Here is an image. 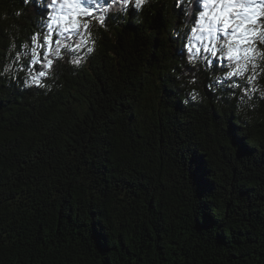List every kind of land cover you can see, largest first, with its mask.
Masks as SVG:
<instances>
[{"label":"trees","instance_id":"1","mask_svg":"<svg viewBox=\"0 0 264 264\" xmlns=\"http://www.w3.org/2000/svg\"><path fill=\"white\" fill-rule=\"evenodd\" d=\"M186 2L116 3L46 68L47 13L0 0V264H264V61L245 95Z\"/></svg>","mask_w":264,"mask_h":264},{"label":"snow or ice","instance_id":"2","mask_svg":"<svg viewBox=\"0 0 264 264\" xmlns=\"http://www.w3.org/2000/svg\"><path fill=\"white\" fill-rule=\"evenodd\" d=\"M35 2L48 15L46 24L48 32L31 36L30 42L35 47L31 48L30 62L39 63V57L43 55L46 60V68L53 66V60L47 58L49 55L62 58V51L78 53L90 42L94 43V41H90V20L88 19L94 15V11L101 12L98 22L104 24L106 17L103 13L109 12L112 5L119 3L127 9L130 4V0H35ZM86 3H90L92 8L84 6ZM256 3H259V0H203L205 9L201 12L203 27L201 32L195 36L198 41L207 40L209 42L204 45V51L209 52L212 56H216L219 51L226 55L229 61L235 62L236 67L232 71H228L226 76L229 79L235 77L246 79L245 95H248L249 91H258L255 86L249 90L247 85H252L256 80L259 68L256 61L264 56V50L259 47V45H264V26L257 27L260 24V18L264 16L256 14ZM210 5L213 9L211 13H209ZM136 6L134 2V7ZM236 9H240V11L236 12ZM234 12H236L235 16ZM42 14L44 13L42 12ZM54 28L59 37L55 40H53ZM82 29L83 34H81ZM230 29L231 31H229ZM220 33L227 37L226 51L224 46L215 42L216 37L222 40ZM73 35L80 36V39L75 43L72 42ZM17 47V45L14 46V48ZM39 48L45 49V52H38ZM188 50L191 52L192 47H189ZM93 51V47H87V53ZM199 51L200 48L196 47V52L199 53ZM190 57L195 60L193 56ZM16 58H20L19 54ZM76 58L75 63H80L83 59L79 56ZM241 61H243V66H241ZM5 70L7 71V69ZM249 71L252 75L245 77ZM47 74L46 71H39L38 75L31 77V80L34 84H40L39 77H44ZM232 87L239 88L240 85L233 84Z\"/></svg>","mask_w":264,"mask_h":264},{"label":"clouds","instance_id":"3","mask_svg":"<svg viewBox=\"0 0 264 264\" xmlns=\"http://www.w3.org/2000/svg\"><path fill=\"white\" fill-rule=\"evenodd\" d=\"M134 2L137 5L135 8L139 12V10H142L145 5H148L150 3H154L155 0H134ZM195 3H196V0H187V2H186V7H185V11H184V29H191L193 32L200 33L201 29L203 27L202 21H201V12H203V11L199 12V14H198L199 18L198 19H194V14L196 13V8L193 5ZM255 10H256V14H258L259 16H264V0H259V3H256ZM238 11H240V9H236V12H238ZM236 12L233 13L234 16L236 15ZM16 14H17V16L20 15L19 12H17ZM140 19H141V17L139 15H137L136 22H140ZM193 24L196 25L195 28L192 27ZM100 26L103 27V24H100ZM261 26H264V21H261L260 24L257 25L258 28L261 27ZM215 42L217 44H219V45L224 46V50L226 51L227 38L221 40L219 37H216ZM14 46H15V44L12 45V48H14ZM24 47L27 48V44L26 43L24 44ZM76 59H77L76 57H73L72 60H71V63L74 64V65L79 66L81 64V62L80 63H75ZM260 60L264 61V56H262L260 58ZM188 62L192 63V64L196 63V61L193 60L191 57L188 58ZM256 63H257V61H256ZM241 66H243V61H241ZM257 66L261 67V65H259L258 63H257ZM235 67H236V64L233 61V63L229 65V70L228 71H232V69L235 68ZM262 70H264V67H262ZM228 71L226 73H223V75H227ZM214 79L215 80H220L221 77L218 75V76H215ZM32 84H34V82L32 80L26 81V85H32ZM49 90H51V85H49ZM189 95H190L191 100H193V101H198L199 102V101L202 100V96L200 95L199 92H197L195 94L189 93ZM259 95H260V97H264V90H261L259 92ZM183 103L184 104H188V100L185 99L183 101ZM254 106L255 105H253V104H249V107H254Z\"/></svg>","mask_w":264,"mask_h":264},{"label":"rangeland","instance_id":"4","mask_svg":"<svg viewBox=\"0 0 264 264\" xmlns=\"http://www.w3.org/2000/svg\"><path fill=\"white\" fill-rule=\"evenodd\" d=\"M84 6L89 7L90 9L92 8V5H91L90 3H86ZM212 10H213V9H212V6L210 5V7H209V13H211ZM97 13H98V11H94V15H93L92 17L88 18V19L90 20V32H91V29H92V22H93V20H94L95 18H98ZM54 29H55V28H54ZM229 31H231V29H230ZM81 34H83V29L81 30ZM197 34H199V33H195V36H196ZM220 34H221V33H220ZM220 34H219V35H220ZM75 36H76V35H75ZM77 37L80 38V36H77ZM197 42H198V44L196 45V47L203 48V50H204V45L209 43L207 40H203V41H198V40H197ZM209 46H210V45H209ZM204 52H205V51H204ZM208 53H209V52H208ZM209 54H210V53H209ZM210 55H211V54H210ZM224 56H226V55H224ZM226 57H227V56H226Z\"/></svg>","mask_w":264,"mask_h":264}]
</instances>
